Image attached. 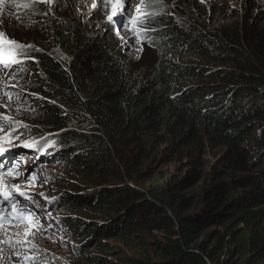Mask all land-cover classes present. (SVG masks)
Masks as SVG:
<instances>
[{
    "label": "trees",
    "instance_id": "16d2710c",
    "mask_svg": "<svg viewBox=\"0 0 264 264\" xmlns=\"http://www.w3.org/2000/svg\"><path fill=\"white\" fill-rule=\"evenodd\" d=\"M157 24L138 62L56 20L35 45L52 100L39 111L44 126L57 131L68 167L99 185L59 197L62 209L86 216H65L64 225L95 264L116 263L85 255L87 245L113 248L109 239L134 229L161 237L152 244L157 259L130 264L264 263V31L248 15L216 35L196 21ZM184 53L203 61L172 59ZM214 149L223 152L205 174ZM102 210L105 221L89 219Z\"/></svg>",
    "mask_w": 264,
    "mask_h": 264
},
{
    "label": "rangeland",
    "instance_id": "374dc122",
    "mask_svg": "<svg viewBox=\"0 0 264 264\" xmlns=\"http://www.w3.org/2000/svg\"><path fill=\"white\" fill-rule=\"evenodd\" d=\"M24 2L25 0H2L0 2V32H4L10 39L26 45L40 46V42L46 43L52 35L54 31L53 21L56 20L61 24L71 26L75 24L82 33H94L105 37L119 53L134 62L140 61L145 54L147 43L143 45L137 43L135 48L120 46L119 39L127 36L124 29L128 28L121 27L118 35L117 25L107 21V16L110 14L107 8L97 7L93 9V4L98 3V0H90L86 3L85 0H54L51 5L37 3L35 5L37 14L32 16L31 21L19 19L21 14L26 15L21 7ZM164 3L168 5L167 14L157 17L155 22L149 25L150 28L158 30V21L166 23L167 28L173 25L184 28L196 21L201 29L216 35L224 26L233 22H241L248 15L251 22L264 31V0H203V2L201 0H164ZM139 4L140 0H132L131 15L126 17L127 20L135 17L136 8ZM24 23H30L31 26L25 27ZM151 33H155V31H150L149 34L151 35ZM141 47H143L142 52L140 51ZM61 53L63 57H69V53ZM174 56L172 59L182 63L199 64L203 61L198 56L189 53ZM27 67L29 71L23 75L19 83L15 87H8V91L13 94L14 101L17 95L20 97L12 107L21 108L22 113L17 115L11 110L5 113L4 109L0 108V114H9L16 120L30 126L31 131H25L21 137L22 140L28 141L33 138L48 137V142L54 141L57 131H51L45 127L44 120L39 114L40 109L48 102L51 103L52 100L44 90L45 85L41 83L42 78L37 66L29 60ZM15 83L13 81V84ZM37 97L43 99H37ZM0 103H4V101H0ZM46 144L47 142H45L44 147ZM59 150L54 144V147L48 150L49 154L42 155L39 160H35L33 157L38 154L37 152L21 148L15 149L13 155L18 159L19 171L38 176V186L27 190L35 191L37 199H40V193H44L49 199H56L58 202L59 197L66 193L75 194V192L90 190L93 186L99 187L97 183L91 184L90 181L85 180L82 174L76 172V169L69 168L64 158L59 154ZM222 152V149H214L207 153L205 174L210 171L212 164ZM175 164L161 165L157 170V175H167L169 171L174 169ZM45 177H50V182H46ZM22 180L23 177L21 180H12L10 183L19 184ZM109 180L113 183V180ZM57 202L49 206L44 200H40V207L48 208L51 216L36 210L37 215L40 216L38 222L49 229L47 232L41 229L25 238L23 233L26 227L12 228L15 233L19 234L15 235L13 239H27L28 243L22 247L31 248L35 244L39 249V251L22 252L21 255L37 257L35 264H95L82 258L79 238H75L73 229L64 225L63 218L65 216L79 218L86 216L82 212L62 209ZM8 212H11L10 207ZM108 216L109 214L102 210L97 211L96 215H92L89 219L105 221ZM160 237L161 233L156 230L134 229L131 234L127 235V238L109 239L108 241L113 248L103 249L94 244L87 245L89 250L84 254H97L116 264H130L125 262V259L145 258L146 256L154 260L158 257L154 254L152 244ZM3 252L8 256L11 264H24L23 261L15 258L16 253L12 249L6 247ZM243 260L244 258H241L240 261ZM28 264H33V262L29 261ZM254 264L264 263L254 261Z\"/></svg>",
    "mask_w": 264,
    "mask_h": 264
},
{
    "label": "snow or ice",
    "instance_id": "6c2138e0",
    "mask_svg": "<svg viewBox=\"0 0 264 264\" xmlns=\"http://www.w3.org/2000/svg\"><path fill=\"white\" fill-rule=\"evenodd\" d=\"M53 2L54 0H25L21 7L26 15L21 14L19 19L31 21L32 16L37 14L35 8L37 3L51 5ZM131 4L132 0H98V3L93 4V9L97 7L107 8L110 12L107 21L117 25L118 35L121 27H127L133 33L130 37L132 44L150 43L148 34L150 31H155V29L150 28L149 25L155 22L157 17L167 14L168 5L164 3V0H140L135 17L127 20L126 17L131 15ZM24 26L30 27L31 24L24 23ZM125 43L129 44L128 41H125ZM129 47H131V44H129ZM40 51L34 45L23 44L8 38L4 32H0V101H4V103H0V108H3L5 113L10 110L17 115L22 113L21 108L12 107L20 97L17 95L14 101L13 94L8 91V87H15L23 75L29 71L27 67L29 60L38 63V61L32 59V56L33 53ZM140 51H143V47L140 48ZM13 81L16 83L13 84ZM37 99L43 98L37 97ZM25 131H31L29 125L16 120L9 114H0V233L3 235V238L0 239V245L12 249L16 253L15 258L23 261L24 264H28L29 261L35 264L37 257L24 256L21 253L33 250L39 251L37 246L33 244L31 248L22 247L28 243L27 239H13L14 235L19 234L9 233L8 229L26 227L23 233L25 238L41 229L47 232L49 229L38 222L40 216L37 215L36 210L51 216L48 208L40 207V200H44L49 206L55 204L57 200L49 199L44 193H40V199H37L35 191L27 190L38 186V176L21 173L18 159L13 153L16 148L27 149L37 152L38 154L33 159L39 160L40 156L49 154L48 150L54 147L55 142H48V137L33 138L28 141L22 140L21 137ZM45 142H47L46 147H44ZM22 177L21 183H10L12 180H21ZM45 180L50 182V177H45ZM9 207L11 208L10 213L8 212ZM57 223H59L58 220ZM0 251H3V248H0Z\"/></svg>",
    "mask_w": 264,
    "mask_h": 264
},
{
    "label": "bare ground",
    "instance_id": "6f19581e",
    "mask_svg": "<svg viewBox=\"0 0 264 264\" xmlns=\"http://www.w3.org/2000/svg\"><path fill=\"white\" fill-rule=\"evenodd\" d=\"M89 2L90 0H85V3L86 2ZM124 31L126 32V34H127V36L125 37V38H123V39H119L120 40V46H123V47H129V44H131V47L130 48H135V46H136V44H132L131 43V40H130V37H132V35H133V33L131 32V31H129L128 29H124ZM125 41H128L129 42V44H126L125 43ZM8 232L9 233H15L14 232V230L12 229V228H9L8 229ZM15 236V235H14ZM13 236V237H14ZM12 237V238H13ZM3 238V235H2V233H0V239H2ZM0 248H6L5 246H2V245H0ZM0 264H11L10 262H9V258H8V256L3 252V251H0Z\"/></svg>",
    "mask_w": 264,
    "mask_h": 264
}]
</instances>
